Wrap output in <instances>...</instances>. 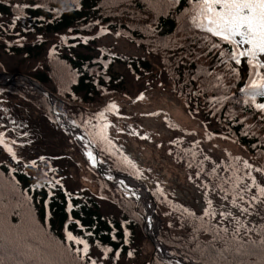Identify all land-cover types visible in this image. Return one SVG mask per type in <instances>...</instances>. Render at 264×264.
I'll use <instances>...</instances> for the list:
<instances>
[{
	"label": "trees",
	"instance_id": "16d2710c",
	"mask_svg": "<svg viewBox=\"0 0 264 264\" xmlns=\"http://www.w3.org/2000/svg\"><path fill=\"white\" fill-rule=\"evenodd\" d=\"M191 7V0H0V68L37 78L91 132L89 122H104L101 113L110 116L107 102L128 92L130 75L146 87L151 80L147 88L169 89L201 121L207 137L232 140L250 159L210 155L178 135L159 137L156 147L200 189L240 198L243 177L264 170V111L256 107L264 96L253 99L242 91L251 72L247 58L236 63L231 45L194 27ZM103 29L117 31L145 53L126 55L100 44ZM50 108L45 95L0 85V131L18 149L13 156L0 144V264H92L77 253L84 246L69 240V233L110 257L141 254L142 207L136 209L86 161L99 190L68 183L60 164L65 143L58 138L55 146L51 137L76 144ZM150 188L162 219L164 234L158 237L166 244L203 264H264L263 214L225 233L216 216Z\"/></svg>",
	"mask_w": 264,
	"mask_h": 264
},
{
	"label": "rangeland",
	"instance_id": "374dc122",
	"mask_svg": "<svg viewBox=\"0 0 264 264\" xmlns=\"http://www.w3.org/2000/svg\"><path fill=\"white\" fill-rule=\"evenodd\" d=\"M99 43L112 46L114 51L126 55L141 56L145 53L142 48L128 41L124 36L114 30L103 29L99 36ZM261 60H264V56H261ZM9 64L10 61H7L6 65ZM0 71L12 73V71H7L3 68H0ZM123 71L125 72V69H123ZM129 81L130 85L128 87V92L114 96L107 102L105 107L108 109L109 105L115 104L118 111L107 110L106 116H110H103L104 122H89L92 132L88 130V125L86 123H81L77 120L79 124H82L88 130L91 138L96 142L100 156L109 162L114 170L118 169L134 174L133 170L137 169L140 176H136L135 174L134 176H136L140 184H147L152 195L153 192L150 187L158 188L170 195L171 198L183 202L185 206L191 209L196 208L201 211L214 212L215 216L220 221L219 226L227 230L233 227H240L243 224H253L262 214L264 215V197H262L259 192V188L264 187V174H262L261 171L256 170L251 177H249L250 174L246 178L243 177L240 182L242 188L241 193L243 195L240 196V198L227 196L221 191L214 189L204 191L188 178L181 167L176 163L174 164V162L169 159L165 151L163 152V150L156 147V142L159 137L166 138L171 135H178L182 136L187 141H195L196 144L202 146L205 152L210 155L217 154L221 157L239 156L250 159L249 155L242 147L232 140L207 137L201 121L194 119L185 106L171 94L169 89L163 87L147 88L151 84V80L146 87L141 81L136 82L133 79V75H130ZM10 84L18 85L29 93L41 94L34 86L23 79H20L18 83ZM141 95L143 96L142 99H140ZM63 110H65L64 107ZM108 119L110 120L106 122ZM104 124L108 125L106 134L108 140L111 141L110 145L101 139L99 135ZM191 132L192 134H190ZM0 134L3 133L0 131ZM51 138L55 146L60 145L62 141L65 143L63 151L66 157L62 159L60 164L66 166V168L62 170L65 171L67 169L68 171V183L72 185L75 182H80L83 185L93 188L95 192L98 191V184L96 185L92 181L93 173L85 170L86 166L83 163L84 161L90 166L92 165L90 161L85 158L82 150L85 153L86 151L79 145L78 139L76 140L72 137L76 147L71 140L59 134ZM58 138L62 141H58ZM14 142L15 140L12 137L4 135L3 143L0 144L11 155L13 154L7 150L5 145L10 147L15 155H18L17 145H15ZM87 148L91 151L89 147ZM77 149L82 154V157L78 154ZM2 155H5V153ZM129 161L131 163H129ZM120 166H124V168H120ZM93 168L96 169L95 167ZM96 171L99 173L97 169ZM70 173L73 177H69ZM99 174L101 176V173ZM102 177L108 180L113 187L122 191L124 195L125 192H128L126 191L127 189L124 188V190H122L120 187L115 186L111 180L104 176ZM252 177H255V182L251 179ZM128 180H130L128 177L120 179V183L123 187L124 185L132 186ZM125 181H127V183ZM253 183H255V187ZM136 187H138L139 190H144L141 185H136ZM254 196L257 197L256 200L252 199ZM147 199L152 205V200L149 198ZM209 201H211V204H209ZM233 201H235V205ZM102 205L105 210H109L110 204L103 203ZM140 206L143 209L142 213H146L145 209L147 206L142 199L140 200ZM242 209H248V211L245 212ZM154 210L159 217L160 223L155 217H152V221L155 226V232L158 230L156 234L159 236V234H164V232L162 229V219L156 211V201ZM145 235L146 237H144L142 241L141 254L110 257L107 253L98 249L95 244H90L88 245L86 257L89 258L91 262L95 261L96 264H177L172 261V259L159 256L149 236L146 233ZM168 246L170 247L168 251L169 254L181 255L187 262L192 261L197 264H203L183 254L179 249L174 248V246ZM177 250H179L181 254H179Z\"/></svg>",
	"mask_w": 264,
	"mask_h": 264
},
{
	"label": "snow or ice",
	"instance_id": "6c2138e0",
	"mask_svg": "<svg viewBox=\"0 0 264 264\" xmlns=\"http://www.w3.org/2000/svg\"><path fill=\"white\" fill-rule=\"evenodd\" d=\"M173 3L178 0H172ZM192 7L190 9V19L194 27L210 34L211 37H217L220 41L231 45V52L229 55L236 63H240L242 58H247V63L251 69L248 84L244 91L247 95H250L253 99L256 96H264V61H261L260 57L264 56V0H191ZM18 8L21 6H17ZM23 7H28L24 5ZM245 45L247 47H245ZM213 48L219 47L218 44L213 43ZM224 55V53H221ZM143 96L141 95L140 99ZM257 109L264 111V104H257ZM108 111L116 110L117 106L111 104L108 106ZM100 118L103 119V113L100 114ZM108 125L104 126L100 130V137L109 145L111 141L108 140L106 129ZM0 143H3V134H0ZM7 150L15 156L12 149L5 145ZM88 158L96 163L95 158L91 152L87 153ZM129 163H131L129 161ZM35 164V162H33ZM246 168H251L250 164H245ZM258 171H264L259 170ZM255 182V177L251 178ZM255 187V183H253ZM260 195L264 197V187L259 188ZM256 200L257 197H253ZM211 204V201H209ZM235 205V201H233ZM247 212L248 209H242ZM206 215L214 217L215 213L206 211ZM194 216V213H189ZM223 232L228 230L222 229ZM239 229H237V232ZM69 240H76V243L83 244V249H77V253L87 255L88 245L83 240H77L69 233ZM264 245V241L260 242ZM237 252L240 249H236ZM254 254V253H252ZM95 264V261L92 262Z\"/></svg>",
	"mask_w": 264,
	"mask_h": 264
},
{
	"label": "water",
	"instance_id": "95a60500",
	"mask_svg": "<svg viewBox=\"0 0 264 264\" xmlns=\"http://www.w3.org/2000/svg\"><path fill=\"white\" fill-rule=\"evenodd\" d=\"M0 77H1L0 78V84L18 83L20 81V79H23V80L29 82L32 86H34V88L39 93L45 95L51 104L52 113L55 116L59 126L67 134L72 136L74 139L77 140L78 137L83 138L87 147H89L91 149V153H92V155L96 161L95 164H93V162L88 158V155L82 150L85 158L90 161L91 165L93 167H95L99 171V173H101V176H104L107 179L111 180L115 186L120 187L122 190H124V188L127 189L126 191H128L129 193L125 192V195L129 196L135 200L136 209H138V207L140 205V200H141V198L139 197V194L136 190L138 188L128 186V185H124V187H123L122 184L119 182V179L122 178V176H126V177L130 178V180H132V182H134L136 185H141L147 194V198L152 200L151 218L155 217L159 221V217L157 216V214L154 210L155 200H154L153 195L151 194V191L148 188L147 184L146 183L140 184L139 180L130 172H124L122 170H114L110 166L109 162L105 161L100 156L98 147H97L96 143L92 140L88 130L82 124H79V122L77 121L76 118L71 117L69 114H67L65 112V110H63L64 111L63 115L58 111V107H57L58 103L63 108V101L62 100H60L53 92L46 89L38 79H36L35 77H32L30 75H27L25 73H21V72L7 73L5 71H0ZM65 116H67L71 120H73L75 124L70 123L69 120H66ZM79 145H80V143H79ZM146 216H147V214L142 213V218L145 220L144 231L149 236L151 243L154 246V249L157 251V247H159V248H161L163 254H169L168 251H169L170 247L158 238L156 232H151L149 230L148 220H147ZM159 223H160V221H159ZM177 252L179 254H181L179 250H177ZM172 255L176 258L182 259V261L184 263H190V262H187L186 260H184V258H182L181 255H177V254H172Z\"/></svg>",
	"mask_w": 264,
	"mask_h": 264
},
{
	"label": "bare ground",
	"instance_id": "6f19581e",
	"mask_svg": "<svg viewBox=\"0 0 264 264\" xmlns=\"http://www.w3.org/2000/svg\"><path fill=\"white\" fill-rule=\"evenodd\" d=\"M57 107H58V111L63 115L64 111H63V108L60 106L59 103L57 104ZM62 115H61V116H62ZM65 117H66V120H69V121H70V123L75 124L74 121L71 120L69 117H67V116H65ZM77 139H78L80 145L82 146V148L86 151V154H87L88 152H91V151L87 148V145L85 144L83 138L78 137ZM124 177L126 178V176H122V179H123ZM120 179H121V178H120ZM120 179H119V182H121ZM128 179H130V178H128ZM128 181L132 184V186L136 187V184H135L134 182H132V181H130V180H128ZM125 182L127 183V181H125ZM130 186H131V185H130ZM136 188H138V187H136ZM136 190H137V192H138V194H139V197H140V198L146 203V206H147V207H146V210H147V216H146V217H147V220H148V228H149V230H150L151 232H155V226H154L153 221H152V218H151V204H150V202H149L148 199H147V194H146V192H145L144 190H139V188L136 189ZM157 231H158V230H157ZM157 231H156V232H157ZM157 253H158L159 256H162L163 258L166 257V258L172 259V261H174V262L177 263V264H197V263H195V262L184 263V262L182 261V259H180V258H176V257H174V256L171 255V254H163L161 248H159V247H157ZM164 260H165V259H164Z\"/></svg>",
	"mask_w": 264,
	"mask_h": 264
}]
</instances>
